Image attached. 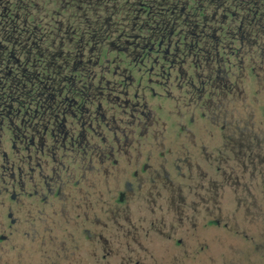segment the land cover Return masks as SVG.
Returning <instances> with one entry per match:
<instances>
[{
  "label": "flooded vegetation",
  "instance_id": "obj_1",
  "mask_svg": "<svg viewBox=\"0 0 264 264\" xmlns=\"http://www.w3.org/2000/svg\"><path fill=\"white\" fill-rule=\"evenodd\" d=\"M258 63L264 0H0V260L68 202L125 204L157 173L143 152L217 115Z\"/></svg>",
  "mask_w": 264,
  "mask_h": 264
},
{
  "label": "rangeland",
  "instance_id": "obj_2",
  "mask_svg": "<svg viewBox=\"0 0 264 264\" xmlns=\"http://www.w3.org/2000/svg\"><path fill=\"white\" fill-rule=\"evenodd\" d=\"M259 65L254 76L261 77L241 83L217 115L191 134L167 136L165 145L143 152V160L156 161L157 173L142 191L131 190L122 205L110 194L107 209L91 201L66 203L62 215L49 214V224L23 229L25 238L0 264H264ZM96 185L91 192H110ZM111 189L116 193L120 186Z\"/></svg>",
  "mask_w": 264,
  "mask_h": 264
}]
</instances>
